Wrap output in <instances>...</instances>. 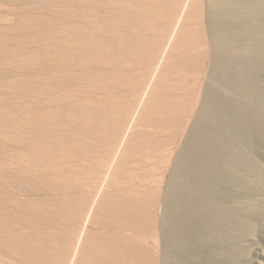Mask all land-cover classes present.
Returning <instances> with one entry per match:
<instances>
[{"label": "rangeland", "instance_id": "1", "mask_svg": "<svg viewBox=\"0 0 264 264\" xmlns=\"http://www.w3.org/2000/svg\"><path fill=\"white\" fill-rule=\"evenodd\" d=\"M111 1L0 0V264L70 261L66 256L74 251L82 227L77 219L80 208H88L89 194L102 177L101 156L111 133L106 130L123 101L144 87L149 65L138 61L116 90L115 107L100 140L95 139L83 163L77 164L76 187L66 190L56 185L45 169V160L50 158L36 156L20 124L26 83L44 82V26L52 38L61 31L62 20L72 21L78 33H95L105 39V2ZM157 1V13L163 15L175 0ZM161 20L160 16L156 23ZM145 38L153 40L150 34ZM191 42L186 60L166 88L167 118L147 134L148 145L127 179L123 195L130 202L129 212L123 220L103 222L100 217L88 226L87 248L90 240L101 235L112 237L115 243L103 242L97 247L100 251L105 246L119 247L106 251L109 260L105 264H264V65L252 69L250 82L236 83L235 115L231 119L224 113L215 143L206 141L207 148L202 145L201 168L205 169H201L199 184L203 186L199 189L194 175L198 169L176 162V153L200 111L204 83L200 29L194 30ZM52 69L50 82H54ZM73 70L75 74L63 82H76L77 90L84 88V82H105V68L99 62H78ZM12 106L17 115L14 123ZM195 149L188 152L196 154ZM53 161L67 168L71 163L62 156ZM174 181L182 184L180 197L173 191ZM99 253L91 255L92 264L101 263ZM84 258L83 262L89 260Z\"/></svg>", "mask_w": 264, "mask_h": 264}, {"label": "bare ground", "instance_id": "2", "mask_svg": "<svg viewBox=\"0 0 264 264\" xmlns=\"http://www.w3.org/2000/svg\"><path fill=\"white\" fill-rule=\"evenodd\" d=\"M158 5L157 0L105 2V39L95 33H78L75 24L67 20L61 21V31L54 33L52 38L48 28L43 27L41 57L44 82L26 83L20 124L36 156L50 158L45 160V169L62 189L76 187L79 179L76 176L77 164L83 163L90 145L97 137L99 139L115 107L116 90L126 80L130 68L138 61L149 65L142 81L145 82L144 87L123 101L114 123L106 130L111 133L107 135L108 148L100 159L102 177L97 178L96 189L89 194L92 202L88 208H80L77 217L78 225L82 226L79 238L74 242V251L66 256L70 261L62 264H92L90 258L95 252H100V264H105L109 260L107 252L119 249L114 245L111 248L105 246L100 251L101 248L97 247L103 242L107 244L109 241L110 246L115 243V239L105 235H94L87 248L88 226L100 217L103 222L106 219L123 220L129 212L130 202L123 195L127 179L137 158L148 145L147 134L155 124L167 118L166 88L186 60L194 30L200 29L204 65L202 99L200 111L176 153V162L183 161L190 164H187L188 168L198 169L194 175L199 189L203 186L199 184L203 178L201 171L205 169H202V145L205 146L206 141L215 143L224 113L231 119L235 115L233 95L238 86L236 83L250 82L252 69L264 65V0H175L163 10V15L157 13ZM160 16L162 20L158 25L156 22ZM148 34L153 36L151 42L145 38ZM83 61L103 64L105 82H84L81 90L76 89V82H63L75 74L74 67ZM50 63H53V69ZM51 69L54 82H50ZM11 110L10 117L14 123L16 109L12 106ZM190 148H196L197 153H189ZM60 156L71 162L68 168L53 161ZM172 183L173 191L180 197L182 184ZM189 200L187 202L190 203ZM167 202L165 197L163 204L167 206ZM133 255H138V252ZM84 256L89 259L87 262H83Z\"/></svg>", "mask_w": 264, "mask_h": 264}]
</instances>
